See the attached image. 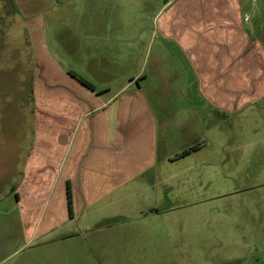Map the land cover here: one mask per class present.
<instances>
[{"label":"crops","instance_id":"0c3cea01","mask_svg":"<svg viewBox=\"0 0 264 264\" xmlns=\"http://www.w3.org/2000/svg\"><path fill=\"white\" fill-rule=\"evenodd\" d=\"M13 1L33 66L32 138L1 169L0 202L15 219L6 214L0 264L34 239L72 237L64 228L81 219L114 223L121 215L104 212L123 200L159 201L148 191L173 154L202 138V119L264 101V54L243 0ZM175 139L187 143L177 152Z\"/></svg>","mask_w":264,"mask_h":264},{"label":"rangeland","instance_id":"374dc122","mask_svg":"<svg viewBox=\"0 0 264 264\" xmlns=\"http://www.w3.org/2000/svg\"><path fill=\"white\" fill-rule=\"evenodd\" d=\"M243 1L245 23L264 54V0ZM27 33L14 1L0 0V174L5 155L18 145L15 155L23 156L32 138ZM179 62L180 85L189 87ZM199 128L202 138L187 154H173L161 184L148 191L159 201L118 202L104 212L121 215L114 223L101 226L96 214L81 219L64 228L72 237L34 239L3 264H264V101L223 120L202 119ZM175 140L171 151L187 144ZM7 188L0 182V194ZM6 214L13 217V209L0 202V232L13 224L6 225Z\"/></svg>","mask_w":264,"mask_h":264},{"label":"trees","instance_id":"16d2710c","mask_svg":"<svg viewBox=\"0 0 264 264\" xmlns=\"http://www.w3.org/2000/svg\"><path fill=\"white\" fill-rule=\"evenodd\" d=\"M7 1H10V0H7ZM72 78H74L76 81H78L80 84H82L83 86L89 88L90 90H93V86H91L87 81H85L84 79H82L81 77L69 72L68 73ZM188 151L187 150H184L183 152H181V155H185L187 154ZM66 196H67V205H68V210H69V213L71 214V211H72V200H71V192H70V188H69V185L67 184V187H66Z\"/></svg>","mask_w":264,"mask_h":264}]
</instances>
